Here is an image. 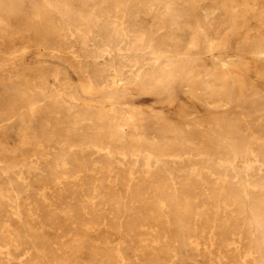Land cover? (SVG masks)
I'll use <instances>...</instances> for the list:
<instances>
[{
  "label": "rangeland",
  "instance_id": "1",
  "mask_svg": "<svg viewBox=\"0 0 264 264\" xmlns=\"http://www.w3.org/2000/svg\"><path fill=\"white\" fill-rule=\"evenodd\" d=\"M263 68L264 0H0V264H264Z\"/></svg>",
  "mask_w": 264,
  "mask_h": 264
},
{
  "label": "bare ground",
  "instance_id": "2",
  "mask_svg": "<svg viewBox=\"0 0 264 264\" xmlns=\"http://www.w3.org/2000/svg\"><path fill=\"white\" fill-rule=\"evenodd\" d=\"M9 8V7H8ZM20 8V7H19ZM2 11V10H1ZM7 14V13H6ZM54 21V20H53ZM55 22V21H54ZM44 29V28H43ZM263 71H264V68H263ZM186 89H187V92L190 93L191 95L195 96V97H198L196 91L194 88H191L190 85L186 86ZM259 95V94H258ZM64 103V102H63ZM206 103V102H205ZM73 106V105H72ZM136 108V107H135ZM248 118V117H247ZM121 124V123H120ZM132 124V123H131ZM182 144V143H181ZM26 151V150H25ZM20 158V157H19ZM35 158V157H34ZM42 195V194H41ZM42 198V197H41ZM44 201V200H43ZM30 210V209H29ZM36 211V210H35ZM28 212V211H27ZM28 217V216H27ZM40 221V220H39ZM3 226V225H1ZM11 227V226H10ZM8 230V229H7ZM18 230V229H17ZM7 234V233H6ZM10 235V233H9ZM18 236V235H17ZM17 238V237H16ZM10 239V237H9ZM11 240V239H10ZM15 241V240H13ZM14 244V243H13ZM17 246V245H16ZM1 248V247H0ZM14 248V247H13ZM16 250V249H15ZM27 253V252H26ZM24 254V253H23ZM19 258V257H18ZM227 258H230V257H227ZM19 260V259H18ZM20 261V260H19Z\"/></svg>",
  "mask_w": 264,
  "mask_h": 264
}]
</instances>
